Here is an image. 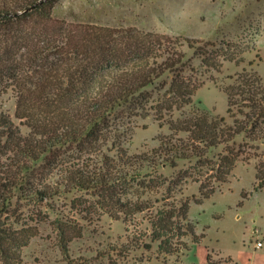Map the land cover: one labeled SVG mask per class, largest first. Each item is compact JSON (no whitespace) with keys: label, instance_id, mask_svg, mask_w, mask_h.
Returning <instances> with one entry per match:
<instances>
[{"label":"trees","instance_id":"16d2710c","mask_svg":"<svg viewBox=\"0 0 264 264\" xmlns=\"http://www.w3.org/2000/svg\"><path fill=\"white\" fill-rule=\"evenodd\" d=\"M59 1L0 0V91L16 93V117L30 129L24 136L9 115L0 114V153L15 152L22 158L13 167L23 169L25 161L76 147L83 156L65 171L69 189L95 193L101 208L127 226H139L143 214L164 260L189 250L191 242L201 244L205 234L197 232L190 217L191 201L177 198L181 182L169 181L158 169L198 159L205 166V180L204 174L197 177L200 193L194 201L202 204L230 181L239 161L250 164L259 158L264 144L262 77L244 69L225 88L233 123L200 108L188 113L186 107L205 85L200 77L187 74L188 68L193 73L195 68L183 48H195V40L61 19L55 16ZM249 50L248 44L238 42L196 48L213 82V72H221L227 61L242 63ZM167 73L172 74L170 83L164 79ZM175 111L182 112L177 120L172 117ZM150 115L161 126L168 124L171 133L161 136L151 154H131L126 129L133 120ZM218 147L223 151L211 158ZM256 170L258 191L264 188V162ZM131 184L143 190L124 192ZM5 188L0 190V215ZM161 188V206L143 198L147 190ZM58 231L61 250L69 257L68 232L62 227ZM134 236L136 245L147 247V230H137ZM120 251L113 248L102 257L111 259ZM206 261L219 264L209 250Z\"/></svg>","mask_w":264,"mask_h":264},{"label":"rangeland","instance_id":"374dc122","mask_svg":"<svg viewBox=\"0 0 264 264\" xmlns=\"http://www.w3.org/2000/svg\"><path fill=\"white\" fill-rule=\"evenodd\" d=\"M55 16L80 24L136 27L195 40V48H183L195 68L194 73L188 68L187 74L200 77L205 85L186 107L188 113L200 108L233 123L225 88L244 69L257 71L264 83V0H60ZM223 42L246 43L250 50L242 63L227 61L221 72H213V82L196 48L200 44L219 47ZM164 79L170 83L172 74ZM16 107V93L0 91V114L9 115L28 136L30 129L16 117ZM181 113L175 111L173 119H179ZM126 130L131 154H151L159 147L161 136L171 133L170 126H161L153 115L133 120ZM180 136L186 138L187 133ZM222 151L223 147L214 148L209 156L214 158ZM81 155L76 147H64L51 158L45 155L25 161L22 169L13 167L22 157L11 150L0 153V190L5 185L8 190L0 215V264H207L208 250L219 264H264V188L255 190L256 165L264 162V144L259 158L250 164L239 161L230 181L202 204L194 201L200 193L197 177L204 174L201 178L205 180V166L198 159L181 160L177 167H159V174L169 181L181 182L177 198L191 201L190 217L197 232L205 234L201 244L191 242L189 250L166 260L159 255L158 242L153 241L143 214L139 226H127L101 208L95 193L66 186L65 171ZM123 188L124 192L127 188L143 190L136 184ZM158 190H147L143 198L150 197L161 206L165 190ZM59 227L66 229L71 240L69 257L61 250ZM137 230L148 231L146 248L134 243ZM113 248L121 250L120 255L102 257Z\"/></svg>","mask_w":264,"mask_h":264},{"label":"built area","instance_id":"2783aa9c","mask_svg":"<svg viewBox=\"0 0 264 264\" xmlns=\"http://www.w3.org/2000/svg\"><path fill=\"white\" fill-rule=\"evenodd\" d=\"M258 245L262 247V243H261V242H260V243H258Z\"/></svg>","mask_w":264,"mask_h":264}]
</instances>
